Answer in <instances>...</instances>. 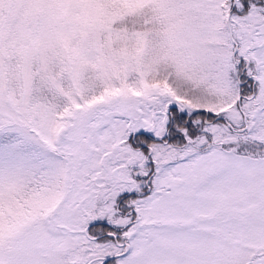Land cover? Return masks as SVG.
<instances>
[{
    "label": "snow or ice",
    "instance_id": "1",
    "mask_svg": "<svg viewBox=\"0 0 264 264\" xmlns=\"http://www.w3.org/2000/svg\"><path fill=\"white\" fill-rule=\"evenodd\" d=\"M25 7V42L0 19V264H264V0Z\"/></svg>",
    "mask_w": 264,
    "mask_h": 264
},
{
    "label": "rangeland",
    "instance_id": "2",
    "mask_svg": "<svg viewBox=\"0 0 264 264\" xmlns=\"http://www.w3.org/2000/svg\"><path fill=\"white\" fill-rule=\"evenodd\" d=\"M27 3L28 0H3V3L0 4V19L6 22L11 29V32H9V27L4 29L5 43L9 40L17 43L26 41L27 27L24 25V20L27 12L25 5ZM101 41V35L94 33L87 37H78L73 41V47L79 49L87 59L92 60L96 57ZM103 56L109 64L118 62V56L110 45L105 44ZM89 75L92 79L88 83L90 85L95 84V74L90 73Z\"/></svg>",
    "mask_w": 264,
    "mask_h": 264
}]
</instances>
